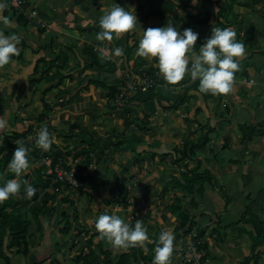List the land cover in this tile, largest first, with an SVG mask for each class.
<instances>
[{"label":"crops","instance_id":"1","mask_svg":"<svg viewBox=\"0 0 264 264\" xmlns=\"http://www.w3.org/2000/svg\"><path fill=\"white\" fill-rule=\"evenodd\" d=\"M27 1L26 10H35L40 24L28 17L26 23L22 15L17 20L8 4L2 14L9 16L11 23H0L5 34L19 37V53L0 67V115L7 120V126L0 129V163L8 149L14 151L13 146L20 143L29 153L35 146L39 148L38 156L53 150L56 162L45 155L50 162L41 163L47 167L45 172H53L56 166L77 172L82 188L74 199L67 196L68 203L50 199L45 205L48 211L54 206L67 211L74 226L69 236L60 231L58 210L38 218L28 212L32 220L28 254L22 256L15 247L8 251L4 246L11 264H79L74 260L76 248L70 250L69 243L91 235L99 262L104 264V258L117 262L126 249L114 247L95 228L97 217L105 212L120 215L130 225L143 220L150 239L142 246L135 245L136 257L152 255L153 264L160 233H175L180 228L174 208L178 201L188 213L189 225L203 234L205 255L200 264H264V0L232 3L236 22L230 27L245 41L247 50L239 58L232 91L224 94L218 107L211 99L204 101L197 91L186 90L198 79L186 74L176 84L167 83L157 69L156 58L142 57L137 49L143 29L168 22L180 31L189 25L203 44L216 21L226 20V3L220 6L225 0ZM183 1H189L186 7L180 5ZM16 2L9 3L16 6ZM114 3L126 10L134 8L139 24L112 41H99V18ZM208 13L209 19L203 23ZM115 47H122L123 55L115 56ZM63 56L61 72L67 76L62 83L50 86L43 71L47 62L60 65ZM151 70V78L157 79L155 88L120 106L110 99L106 87L93 83L115 82L119 86L132 76H148ZM52 73L53 69L48 75ZM180 96L186 99L176 107L173 103ZM44 125L55 137L47 151L32 143ZM207 126L213 130L207 142L195 148L206 136L202 127ZM89 139L107 148L103 156L98 150L79 154ZM186 143L193 145L194 153L181 160ZM29 160L23 177L31 183L40 161ZM194 168L208 170L220 181V188L204 178L203 194L184 199L181 190L169 187L173 178ZM7 170L8 162L3 173ZM45 172L42 179L50 181L49 188L28 204L37 210L43 207L44 194L58 192L55 177ZM82 228L89 233L80 231ZM139 262L146 264L142 259ZM0 264L6 263L0 259ZM170 264L184 263L173 253Z\"/></svg>","mask_w":264,"mask_h":264},{"label":"clouds","instance_id":"2","mask_svg":"<svg viewBox=\"0 0 264 264\" xmlns=\"http://www.w3.org/2000/svg\"><path fill=\"white\" fill-rule=\"evenodd\" d=\"M6 6V0H0V23L5 26L11 23L10 17L2 14ZM137 24L139 23L134 8L126 10L114 3L111 9L99 18L101 30L96 33V39L112 41L114 36L134 29ZM198 36L199 33L192 28H184L180 31L171 22L160 27H148L143 29L137 54L146 58H156L159 73L167 83L176 84L188 74L192 80H199L198 87L201 92L213 95L230 93L235 73L240 68L238 58L246 55L244 42L236 38L237 33L234 28L215 27L196 51L195 43ZM18 43V35L5 34L0 29V67L7 65L13 56L19 53ZM123 53L122 47L113 49L115 56H121ZM6 126L7 120L0 115V129ZM54 142L55 137L50 133L48 126H42L36 136V145L47 151ZM29 152L30 149L23 143L15 148L8 162V169L15 176L0 184V202L18 194L22 187L28 198L36 193V187L27 179H23L24 173L30 167ZM95 228L102 238L110 240L117 248L142 246L150 239L142 219H137L132 226L118 214L108 212L100 214L95 221ZM174 238V232L164 230L160 233L153 264H170L174 251Z\"/></svg>","mask_w":264,"mask_h":264},{"label":"trees","instance_id":"3","mask_svg":"<svg viewBox=\"0 0 264 264\" xmlns=\"http://www.w3.org/2000/svg\"><path fill=\"white\" fill-rule=\"evenodd\" d=\"M233 1L234 0H230V1L225 0L220 4V6H222V4L224 2L226 3V8L228 10V13H227V18L224 22H222L220 20L216 21V27H221V28L230 27V25H232L236 22L235 21L236 16L232 12ZM9 2H10V0H6V3L10 6V8L8 10H11L12 13L18 17L17 20L22 19L21 15L24 16L23 18L25 19V21L27 23L29 20H27L28 18L25 15V11L20 10L17 6H15V4L10 5ZM179 3H180V5L183 4L186 7V5H188L189 1H183V2H179ZM17 9L20 13L16 12ZM157 11L162 13V14L166 13V11L162 10V9H159ZM209 15H210L209 13L206 14V16H205L206 19L204 20L203 23H206L208 21ZM194 17H196V16H194ZM190 19H191V17H190ZM194 19L198 21L197 17ZM187 27L189 28V25H187ZM236 38L238 40L243 41L245 44V48H246L245 41L242 40L238 35ZM201 44H202L201 38L198 36L197 41L195 43L196 51L199 50ZM248 57H249V55H248ZM57 58H59V56ZM65 58H66L65 56L61 57V64L57 65V66H55V64L53 63L54 61L52 62V64H48V62H47V67H45V70L43 71V73L45 74V79L47 80V83L50 86H54V85H58L59 83H62L65 76H67L66 74L61 72V69L63 68V65L65 63ZM247 60H249V59H247ZM51 69H53V73L51 74V76H49L48 74L51 71ZM157 69H158V67H157ZM153 74H154L153 70H151V72L147 73V75L149 77H151V75H153ZM153 80L155 82H157L156 78H153ZM93 83L96 84V86L101 85L103 87H106L110 91V99H112V100H117L119 97V94L122 92V89H119L118 84L115 82H114V84H111V85L107 84L105 81H102L100 83H98L97 81H94ZM198 85H199V81L197 80L190 87L188 86L186 88V90L193 89V90L197 91L199 94L202 95V99L204 101H208L209 99H211L212 102L214 104H216V107H218L220 102L223 101L224 94L213 95V94L208 93V92H201L199 90ZM154 88L155 87L153 86L152 88L148 89L147 92L150 93ZM128 99H130V98H128ZM131 99H134V98H131ZM185 99H186L185 96H180V97H178L176 102L173 103V105L178 107V105H181L182 101H184ZM124 102H126V100H124L123 103ZM202 128H206V136L203 137V139L201 140V143L199 145L196 144L195 148H197L199 146H201V147L204 146L205 143L207 142L208 133L213 131L212 128L209 126L202 127ZM32 143L35 144V142H32ZM18 146L19 145L13 146V148H16ZM108 146H111V144H108L107 147ZM192 147H193L192 144H189V143L184 144V146L182 147L181 154H180L181 160L186 158V157H190V155H192V153H194V149ZM6 148H8V147H6ZM38 149L39 148H37L36 146L34 147L33 151L28 154L29 159H31L33 161H35V160L40 161L41 158H44V156L47 155L53 159L52 160L53 163L56 162L57 158H55V154H54L53 150L51 152L47 151L45 153V155L43 154L40 157L36 154L38 152ZM105 149H107V148L100 146L96 140L89 139L88 140V146L85 149H82L79 152V154H89L90 152H95L96 150H98L99 153L102 154V156H103ZM2 150H3V148L0 149V151H2ZM13 152L14 151H12L11 149L10 150L8 149V153L2 157V162L0 163V184H3L7 179L13 178L15 176V174L13 172H11L10 170H8L5 174L3 173V170H4L7 162H9L10 159L12 158ZM41 163H42V159L40 161V167L36 170L35 178L31 182V184L34 187H36V189H37L36 193L30 198L31 202L28 200L23 187L21 188V190L18 194L11 195L7 200L0 202V259H2L4 261V263H6V264H11V260L9 257H7L5 255L4 246L7 248L8 251L11 248L15 247L16 249H18L20 251L19 253H21V255L25 256L28 254L29 246L31 243V237H32V233H31L32 220L30 219V214H28V212H30L36 218H38L40 216L45 217V216L53 214L54 212H56L58 210V208H55V206L50 208L49 211L47 210L45 205L48 203V201L50 199H51V201H56L57 203H63V204L68 203V200H67L68 199L67 196L69 195L68 186L66 184L59 183L58 184L59 190H57L58 191L57 193L54 192L51 195H49L47 193L44 194V200H43L44 202H43V207L41 208V210H39V209L37 210V208H35L34 206L33 207L28 206V204L33 203L34 201H36L38 199L40 191H44V190L48 189L50 186V181H46V180L42 179V173L46 171L47 167L45 168ZM50 169L51 168H49V170ZM45 173L49 174V176L52 178L55 177L53 172H51V173L45 172ZM204 178H205L204 170L199 172L198 168H194L191 171L183 173L180 176V178H178V179L173 178V180H171V184L169 185V187L170 188H177V189L181 190L183 192V198L184 199L189 195H194V194L195 195H202L204 185H205ZM23 179H27V177H23ZM78 181L80 183L79 178H78ZM64 194L66 195V197L62 196ZM17 196H19V198H16ZM177 200H179V199H177ZM174 208L176 209V214L180 217V221H181V224L179 226L180 227L179 230L176 229V232H175V238H174V245H175L177 242V239L182 234L187 233L192 228V224L189 225V223H191V222H189L190 220L188 218V213H187L186 209L183 208V206L180 204L179 201L176 205H174ZM58 211H59L58 223L62 224L60 231L64 235L69 236L71 229L74 227V226H72L73 223L71 222L69 214L67 213L66 210H61V207H60ZM132 226H134V225H132ZM80 231H83L85 233H89L83 228L80 229ZM180 232H182V233L180 234ZM198 234L200 237H201V235H203L201 233V231L198 232ZM93 237L94 236L91 235L87 240H83V241L80 240L77 243H74L72 241L73 243L72 242L69 243L70 250H73L74 248H76L75 251L78 253V255L76 254L77 256L74 258V260H77L78 262H80L79 264H102L99 262L98 256L96 255L97 250L94 251V249H97L98 247L93 249V247H94L93 246L94 243L92 242ZM4 238H6L7 240L4 241ZM78 238H80V237H78ZM85 249L87 250V252H85ZM137 253H138V251H137L136 247L131 246V247L127 248L125 252L121 253L118 256L117 262H112L110 259H107V258H104L102 261L104 264H130L132 261L136 262V264H140L139 259H142L144 261V263L151 264L152 255L143 256L141 254V255H139L140 258L138 259V257H136ZM203 258H204V256H203ZM203 258H202L200 263L203 262ZM36 264H38V263H36Z\"/></svg>","mask_w":264,"mask_h":264},{"label":"built area","instance_id":"4","mask_svg":"<svg viewBox=\"0 0 264 264\" xmlns=\"http://www.w3.org/2000/svg\"><path fill=\"white\" fill-rule=\"evenodd\" d=\"M16 6L20 10L25 11V15L29 19H37V12L35 10H26L27 7L24 3V0H17ZM37 23L40 24L41 22L37 19ZM155 85L156 84L154 80L149 76H135L132 78V80L127 82L125 88L122 89V92L119 94L118 99L115 100V103L116 105L120 106L124 99L127 98L132 92H135L137 89L140 91H147ZM42 163L45 165L50 164L49 158H42ZM53 172L55 174L54 182L57 184H66L69 191L68 197L74 199L76 197L74 195H77L78 190L82 188V185L76 178L77 172L65 170L57 166L54 167ZM57 190H59V187L55 191ZM75 234L79 236L84 235L78 234V232H75ZM173 252L179 256L180 260L184 264H200L205 252L203 250V238L199 236L197 229L191 228L187 233L182 234L177 239Z\"/></svg>","mask_w":264,"mask_h":264},{"label":"rangeland","instance_id":"5","mask_svg":"<svg viewBox=\"0 0 264 264\" xmlns=\"http://www.w3.org/2000/svg\"><path fill=\"white\" fill-rule=\"evenodd\" d=\"M30 0H28L27 1V3L28 4H30ZM43 8H45V6L43 5L42 6ZM42 42V41H41ZM43 43V42H42ZM45 46V45H44ZM134 76H132L131 77V79L130 80H132V78H133ZM129 80V81H130ZM95 86H96V84H94ZM125 86H126V84L125 83H123V84H120L119 85V89H124L125 88ZM125 91V90H124ZM145 92H147V91H140L139 89H137L135 92H132L130 95H128V97L127 98H125L124 100H126V101H129V99L128 98H133V97H135V96H138V94L140 95H142V94H144L145 95ZM136 100H137V98H136ZM42 155H40V157H41ZM40 161H41V159H40ZM9 170V169H8ZM7 170V171H8ZM204 176H205V179L207 178V180L208 181H212L213 183H215V185H213V186H215V187H217L218 189L220 188L219 186H220V181L218 180V179H213L211 176H210V174L208 173V170H204ZM215 180H217V182L215 181ZM23 256V255H22ZM20 260H21V257H20Z\"/></svg>","mask_w":264,"mask_h":264}]
</instances>
